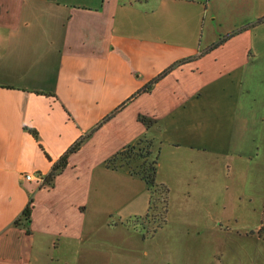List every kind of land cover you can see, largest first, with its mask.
<instances>
[{
    "label": "crops",
    "instance_id": "crops-1",
    "mask_svg": "<svg viewBox=\"0 0 264 264\" xmlns=\"http://www.w3.org/2000/svg\"><path fill=\"white\" fill-rule=\"evenodd\" d=\"M164 131L197 156L263 158L264 0H0V264H135L93 173L143 135L158 172ZM87 133L50 184L25 179ZM137 221L154 264L158 229Z\"/></svg>",
    "mask_w": 264,
    "mask_h": 264
},
{
    "label": "rangeland",
    "instance_id": "rangeland-1",
    "mask_svg": "<svg viewBox=\"0 0 264 264\" xmlns=\"http://www.w3.org/2000/svg\"><path fill=\"white\" fill-rule=\"evenodd\" d=\"M182 133L161 134L163 151L156 180L167 190L153 192L148 211L143 212L145 205L139 196L148 192L150 200L146 183L126 170H108L104 162V167L100 165L101 156L98 159L100 167L93 173L92 183L104 193L114 218L120 215L123 221L116 236L125 244L117 254L133 255L128 259L142 264L143 223L137 221L139 228L131 232L124 229L126 222L136 223L138 217L149 218L150 231L158 229L146 245L147 250L153 246L159 250L160 254L153 255L154 264H264V153L258 161L245 158L238 164L236 158L218 156L213 160L211 152L197 156L191 149H177L173 142L163 143L166 138L180 139ZM154 135L158 137L155 131ZM95 145L92 141L85 151H92ZM138 211H142L139 216ZM161 224L162 230L158 228ZM149 262L145 259L143 264Z\"/></svg>",
    "mask_w": 264,
    "mask_h": 264
},
{
    "label": "trees",
    "instance_id": "trees-1",
    "mask_svg": "<svg viewBox=\"0 0 264 264\" xmlns=\"http://www.w3.org/2000/svg\"><path fill=\"white\" fill-rule=\"evenodd\" d=\"M239 30V29H238ZM236 31L230 32L222 36L219 40L213 43V46L223 42L225 39L233 35ZM173 65L169 66L157 76H155L149 83H147L141 90H149L152 85L157 82ZM140 91V90H139ZM139 120L149 128L153 123V119L146 118L145 116H138ZM31 132L36 137V131L31 130ZM90 133H87L79 140L75 141L67 150L59 156V158L53 163L51 170L47 175L44 176L45 183L50 184L52 180L64 169L67 163L69 155L75 152L81 146L85 138H87ZM153 140L146 135L139 136L133 142H130L123 146L120 150L116 151L113 155L107 158L104 163L107 168L117 170H126L131 175H136L140 177L147 185V189L151 192L149 209H151V204L153 203V192L159 190L164 192L167 187L160 184L156 180L157 175V155L152 152ZM31 202V201H30ZM30 202L26 205L23 210V216L26 220L30 218ZM148 211V210H147ZM165 211V210H164ZM146 213L145 216H148Z\"/></svg>",
    "mask_w": 264,
    "mask_h": 264
},
{
    "label": "built area",
    "instance_id": "built-area-1",
    "mask_svg": "<svg viewBox=\"0 0 264 264\" xmlns=\"http://www.w3.org/2000/svg\"><path fill=\"white\" fill-rule=\"evenodd\" d=\"M24 177L27 180H35V181L39 182L41 185L45 184V180H44V176L43 175L27 173V174L24 175Z\"/></svg>",
    "mask_w": 264,
    "mask_h": 264
}]
</instances>
